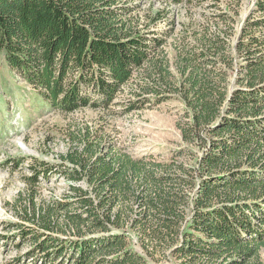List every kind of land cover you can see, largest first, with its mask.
<instances>
[{
  "label": "trees",
  "instance_id": "16d2710c",
  "mask_svg": "<svg viewBox=\"0 0 264 264\" xmlns=\"http://www.w3.org/2000/svg\"><path fill=\"white\" fill-rule=\"evenodd\" d=\"M126 5L125 0H0V51L41 97L67 113L82 107L115 113L121 89L145 70L148 82L136 92L137 101H124L122 113L176 93L191 119L182 127L183 140L194 141L203 130L214 137H202L207 143L200 170L207 176L195 180L184 162L135 158L111 142L104 145L100 132L90 127L72 131L74 146L61 156L63 164L41 162L29 180L35 183L55 169L70 181L57 212L64 213L76 235L65 239L22 226L21 236L36 242V254L45 255V261L68 253L74 264H151L154 254L169 249L193 260L238 255L226 264H244L264 246V205L248 203L258 200L264 181L242 172L227 180L218 175L238 168L233 162L244 148L254 150L246 158L251 166L264 160V37L253 34L264 28V0L258 3V20L243 27L248 40L238 48L245 73L238 86L249 91L234 92L229 74L238 68L227 32L195 33L197 45L184 36L172 63L163 51L166 36L128 26ZM161 15L159 10L154 21ZM257 87L262 90L253 92ZM225 108L228 116L222 117ZM221 118L223 124L213 127ZM193 189L191 200L188 190ZM220 201L230 204L211 207ZM40 213L27 214L28 221L51 230L48 219L56 212ZM131 233L141 250L132 245Z\"/></svg>",
  "mask_w": 264,
  "mask_h": 264
},
{
  "label": "rangeland",
  "instance_id": "374dc122",
  "mask_svg": "<svg viewBox=\"0 0 264 264\" xmlns=\"http://www.w3.org/2000/svg\"><path fill=\"white\" fill-rule=\"evenodd\" d=\"M129 8L124 19L128 26L146 33L154 32L155 35L166 36L163 51L172 63L175 62L177 48L186 37V42L195 44L198 32H219L231 43L230 52L235 53L237 68L229 74V89L234 92L240 88L248 90L245 86L239 87V79L244 78L245 73L240 69L242 58L238 54L242 29L248 23L258 20L261 13L258 9L259 0H192L191 3L166 6L163 2L148 3L143 0H125ZM162 15L155 20L158 11ZM225 14V17L216 15ZM196 33V35H195ZM256 37H264V28L253 31ZM228 35V36H227ZM234 55V54H233ZM173 67V72L178 79L180 76ZM148 75L145 70L130 80L120 92L117 106L108 113L98 109L82 107L71 113L62 112L53 107L39 91L27 82L25 77L18 74L12 68L4 54L0 51V264H74L68 253L65 258L45 261L43 254H36V242L32 238L21 236V230L34 228L35 232H43L65 239H74L77 229L72 231L71 224L65 221L64 213L59 211L58 202H65V196L70 192V181L56 173L55 169L48 177H38L35 183L29 179L34 177V169L41 162L49 166L62 163V155L74 146L69 141V134L90 127L93 131L100 132L103 144L110 142L118 148H123L135 158L151 157L163 163L184 162L185 166L193 169L195 180L207 173L201 168V160L206 151L207 138H214L210 132L202 131L201 136L194 141L186 142L182 137V127L191 122L188 109L181 98L175 93L162 102L156 99L144 104L139 110L128 114L122 113L124 101L138 100V90L145 84ZM176 78H174L176 80ZM234 90V91H233ZM262 89L257 87L254 92ZM264 93V92H263ZM261 93V94H263ZM149 98H152L151 95ZM226 108L223 116H228ZM221 118L213 127L223 124ZM260 130V129H259ZM213 140V139H212ZM186 153L180 155L182 149ZM205 150V151H204ZM254 150L242 149L240 155L233 164L238 168L222 172L220 176L224 180L234 179L240 173L258 176L264 181V160L255 167L247 163V156ZM65 166H71L65 163ZM228 166V165H227ZM237 166V165H236ZM230 167V166H229ZM216 173V172H215ZM235 174V175H232ZM201 180V179H200ZM263 180V181H262ZM229 184V183H227ZM87 188V184H80ZM190 199L196 194V190H188ZM228 191L222 194L226 195ZM264 189L260 192L258 200L248 203H262L264 205ZM244 196H238L243 198ZM230 203H215L212 206L221 207ZM192 207L188 208L191 214ZM36 210V211H35ZM41 211L49 218L51 230H44L40 226L28 221L27 214ZM40 213V214H42ZM22 226H24L22 228ZM73 226V225H72ZM194 234L202 237L205 235L192 230ZM131 242L137 250H141L137 234H130ZM206 238V237H205ZM40 241V240H39ZM238 255H223L220 258L209 259L198 257L187 259L169 249L154 254L151 264H226ZM244 264H264V246L259 250L258 257H253Z\"/></svg>",
  "mask_w": 264,
  "mask_h": 264
}]
</instances>
